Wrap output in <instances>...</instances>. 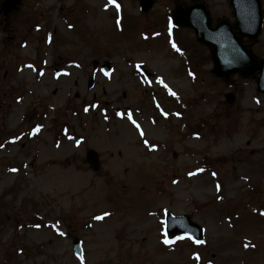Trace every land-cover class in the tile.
<instances>
[{
    "label": "rangeland",
    "instance_id": "rangeland-1",
    "mask_svg": "<svg viewBox=\"0 0 264 264\" xmlns=\"http://www.w3.org/2000/svg\"><path fill=\"white\" fill-rule=\"evenodd\" d=\"M195 1L234 22L229 0L0 12V264H264V94L257 75L215 77L210 50L173 25L175 4ZM257 40L263 57L264 26ZM166 212L190 215L203 243L166 235Z\"/></svg>",
    "mask_w": 264,
    "mask_h": 264
},
{
    "label": "water",
    "instance_id": "water-1",
    "mask_svg": "<svg viewBox=\"0 0 264 264\" xmlns=\"http://www.w3.org/2000/svg\"><path fill=\"white\" fill-rule=\"evenodd\" d=\"M20 0H3L2 10L4 15H8L17 8ZM145 9L152 6V0H141ZM235 9V16L238 22L232 26L228 23H220L216 28L211 25L210 15L204 5L197 4L187 8H178L175 12V21L178 25L189 26L196 30L198 39L205 44L211 45L214 60V72L221 77H228L231 73L240 71L244 75H252L260 71L261 76L257 83L259 90L264 92V59L260 60L253 56L252 52L242 42L241 37L248 36L257 39L263 26V17L260 0H231ZM238 29L239 32H236ZM109 67L105 71H109ZM92 85V83H91ZM230 102L235 100V96L228 94ZM90 157L95 162L97 154L90 152ZM168 231L170 233L183 232L190 236L202 240L203 231L201 227L191 222L188 215L179 217L168 216ZM79 240H76L78 249ZM80 254V250H77Z\"/></svg>",
    "mask_w": 264,
    "mask_h": 264
},
{
    "label": "snow or ice",
    "instance_id": "snow-or-ice-1",
    "mask_svg": "<svg viewBox=\"0 0 264 264\" xmlns=\"http://www.w3.org/2000/svg\"><path fill=\"white\" fill-rule=\"evenodd\" d=\"M117 7H119V5H117ZM70 27H71V25H70ZM173 47H175V45H173ZM177 51H179V49H177ZM29 67H32L31 65H29ZM161 82H163V81H161ZM165 87L167 88V85H165ZM169 91H171V90H169ZM171 94L173 95V96H175L176 95V93L175 92H171ZM133 122V124H136V121L135 120H133L132 121ZM136 126L139 128V125L138 124H136ZM35 131L36 132H39L40 131V128L39 127H37L36 129H35ZM141 134H143V133H141ZM145 143H147V141H145ZM200 171H203V169H201ZM213 175H215V173H213ZM105 215H109V213H105ZM104 217L103 216H101V217H96V219H103ZM39 225H37V227H38ZM61 235H64V233H60ZM167 234V233H166ZM181 239L183 238V237H180ZM196 243H203V241H200V240H196L195 241ZM165 243H169V241L168 240H165ZM246 247H247V245H246ZM197 258H199V257H197Z\"/></svg>",
    "mask_w": 264,
    "mask_h": 264
},
{
    "label": "bare ground",
    "instance_id": "bare-ground-1",
    "mask_svg": "<svg viewBox=\"0 0 264 264\" xmlns=\"http://www.w3.org/2000/svg\"><path fill=\"white\" fill-rule=\"evenodd\" d=\"M239 175H241V174H239ZM234 185H236V186H237V185H238V183L234 182Z\"/></svg>",
    "mask_w": 264,
    "mask_h": 264
}]
</instances>
